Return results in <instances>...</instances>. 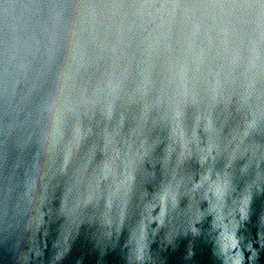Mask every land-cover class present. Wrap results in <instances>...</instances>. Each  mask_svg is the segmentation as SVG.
I'll return each mask as SVG.
<instances>
[{
  "label": "water",
  "instance_id": "water-1",
  "mask_svg": "<svg viewBox=\"0 0 264 264\" xmlns=\"http://www.w3.org/2000/svg\"><path fill=\"white\" fill-rule=\"evenodd\" d=\"M0 264H264V0H0Z\"/></svg>",
  "mask_w": 264,
  "mask_h": 264
}]
</instances>
